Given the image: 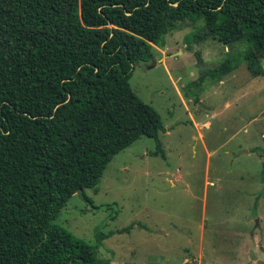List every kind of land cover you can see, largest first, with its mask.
<instances>
[{"label":"trees","instance_id":"obj_1","mask_svg":"<svg viewBox=\"0 0 264 264\" xmlns=\"http://www.w3.org/2000/svg\"><path fill=\"white\" fill-rule=\"evenodd\" d=\"M194 18L204 38L247 43L264 76V0H0V264H112L105 234L95 246L54 221L139 139L162 148L161 115L130 80Z\"/></svg>","mask_w":264,"mask_h":264},{"label":"rangeland","instance_id":"obj_2","mask_svg":"<svg viewBox=\"0 0 264 264\" xmlns=\"http://www.w3.org/2000/svg\"><path fill=\"white\" fill-rule=\"evenodd\" d=\"M204 34L202 18L184 22L132 73L162 148L139 139L54 221L95 246L105 234L96 253L112 264H264V76L248 70L247 43Z\"/></svg>","mask_w":264,"mask_h":264},{"label":"water","instance_id":"obj_3","mask_svg":"<svg viewBox=\"0 0 264 264\" xmlns=\"http://www.w3.org/2000/svg\"><path fill=\"white\" fill-rule=\"evenodd\" d=\"M128 15H130L129 13H128ZM261 263V262H260ZM261 264H263V263H261Z\"/></svg>","mask_w":264,"mask_h":264}]
</instances>
